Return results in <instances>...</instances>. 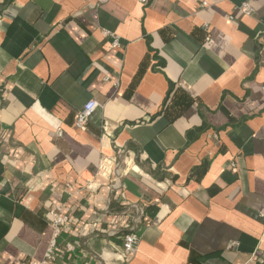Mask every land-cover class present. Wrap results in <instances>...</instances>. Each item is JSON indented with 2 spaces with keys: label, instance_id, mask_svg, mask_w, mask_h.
Masks as SVG:
<instances>
[{
  "label": "crops",
  "instance_id": "crops-1",
  "mask_svg": "<svg viewBox=\"0 0 264 264\" xmlns=\"http://www.w3.org/2000/svg\"><path fill=\"white\" fill-rule=\"evenodd\" d=\"M61 205L52 264H264V0H0V264Z\"/></svg>",
  "mask_w": 264,
  "mask_h": 264
},
{
  "label": "built area",
  "instance_id": "built-area-1",
  "mask_svg": "<svg viewBox=\"0 0 264 264\" xmlns=\"http://www.w3.org/2000/svg\"><path fill=\"white\" fill-rule=\"evenodd\" d=\"M142 4H145L147 2V0H141ZM240 13L242 15H246V16H250L253 14V10L251 9V7L249 6L248 3H243L239 9ZM117 46V41L114 40L112 47H116ZM99 107L98 103L96 101L90 100L87 101L75 114L74 116V127L77 130H83L86 127V124L89 120V118L91 117V115L93 114V112ZM57 135H61V133H58ZM232 167H236L235 164H231ZM49 214V218H50V226L52 228L53 234H52V238L50 241V244L48 246V249L45 253V257L41 262L35 263V264H52L53 261H55V258L58 254H60L62 252L61 248L58 247V239L59 236L61 235L62 231L64 229L69 228L72 225L71 219L68 216L67 213L64 212L63 210V206H58L56 208H54L53 210H50L48 212ZM96 225H86L84 227H82V229L80 230L82 231H86L88 229H95ZM80 232V233H81ZM109 235H114L115 231H108ZM139 242V237L135 232H130L127 231L126 233L123 234V245H122V257L127 258L129 257L137 248ZM72 249V246L70 244H66L65 248L63 250H65V252H70Z\"/></svg>",
  "mask_w": 264,
  "mask_h": 264
}]
</instances>
